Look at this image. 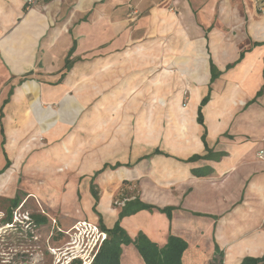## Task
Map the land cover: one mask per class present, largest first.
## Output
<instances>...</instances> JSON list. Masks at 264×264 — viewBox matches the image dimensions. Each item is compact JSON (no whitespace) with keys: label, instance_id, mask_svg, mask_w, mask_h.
Masks as SVG:
<instances>
[{"label":"crops","instance_id":"crops-1","mask_svg":"<svg viewBox=\"0 0 264 264\" xmlns=\"http://www.w3.org/2000/svg\"><path fill=\"white\" fill-rule=\"evenodd\" d=\"M260 2L264 10V0ZM161 41L163 50L167 45L168 51H189L195 57L193 62L177 58L174 66L202 67L196 78L190 74L194 86H188L187 104L145 109L141 114L147 115L146 124L135 117L142 110L133 107L127 112L136 124L128 133L115 129L112 137L106 128L98 134L84 128L81 143L72 134L65 147L54 149L61 170L55 167L53 174L72 179L62 209H73L74 193L81 192L83 183V202L90 206L86 215L106 229L135 197L154 206L124 217L121 226L131 238L142 232L158 247L169 236L183 239L187 250L182 264H208L216 250L223 252V264L263 258L264 158L259 153L264 152V95L256 94L264 82V14L254 0H39L28 7L26 0H0V194L10 183L3 171L5 145L19 146L27 130L39 123L28 99L65 101L69 84L81 72L82 79L110 77L115 82L121 75L136 74L135 53L150 51V44ZM240 44L243 58L226 71L238 60L240 53L232 61L227 58H234ZM210 61L221 72L211 82ZM49 82L54 85L47 86ZM208 93L202 108L206 148L197 113ZM76 145L82 150H75ZM156 149L161 154L143 158ZM207 150L211 159L186 162ZM117 163L122 166L95 176L104 165ZM92 183L99 190L97 203ZM157 208H172L170 217ZM120 264L143 262L128 245L122 247Z\"/></svg>","mask_w":264,"mask_h":264},{"label":"rangeland","instance_id":"rangeland-1","mask_svg":"<svg viewBox=\"0 0 264 264\" xmlns=\"http://www.w3.org/2000/svg\"><path fill=\"white\" fill-rule=\"evenodd\" d=\"M254 4L256 9L262 12L260 0H254ZM238 36L236 32L235 40ZM163 46L165 45L161 41L155 45L150 44V51H137L134 58H136L135 67L138 73L121 75L117 82L110 77H107L108 80L103 78V81L97 76H87L88 78L82 79L81 72L76 75V80L69 84V97L66 96L65 101L44 102L39 99L34 101L32 98L27 100L28 107L30 106L31 111L36 113L33 117L43 125L39 126L37 123L33 131L27 130V135L19 146L13 142L10 147L5 145L4 149L8 158L3 169L6 171L5 174L10 176V183L0 194V210L7 211L10 206L15 207L24 202L23 210L29 216L34 215L37 218H33L35 227L32 224L28 225L26 230L22 227L20 231L11 232L12 264H64L65 258H60V263H56L55 255L52 253L57 248L62 249L67 242V237L58 230L67 231L73 226L72 223L75 224L78 220L99 224V220H95L93 215L91 218L86 215L90 213V206L85 208L83 202V193H81L83 183L80 187L81 192L74 193L73 209L71 207L62 209L66 203L72 179L70 177L62 179L53 174L52 169L59 167L54 162V159L56 160L54 149L65 147L72 134L75 135L76 144L81 143L84 128L92 134H98L100 129L106 128L114 137L115 129L125 130L128 133L129 126L136 124L135 117L139 118L140 124H146L147 115L141 114L146 112L145 109L187 104L190 93L188 86L189 88L194 86V82L190 81L192 79L190 74H194L193 77L196 78L202 67L174 66L172 62L177 58L192 59L193 62L195 57L189 51L185 55L175 50L168 51L167 45L163 50ZM222 46L224 50H227L225 44ZM242 47V44L236 45L233 52L234 58L229 55L227 59L232 61L237 58ZM228 52L230 54L231 51ZM153 59L155 62H152ZM163 60H170V62L164 65ZM92 69L99 70L98 67ZM184 77L185 81L182 80ZM83 80L86 81L83 82ZM53 85L54 83H47V86ZM168 85L171 87L169 95L166 93ZM2 86L3 83H0V89ZM89 86H91V92H88ZM133 107L142 111L132 119V114L130 115L127 110ZM120 108L121 112L118 110ZM116 124H119L118 128ZM13 133L18 134V132ZM1 139L0 137V141ZM75 150H82V146L76 145ZM0 160L4 161L1 147ZM60 168L58 169L61 170ZM108 168L106 167L104 171ZM83 181L86 182L88 179ZM56 184L59 187H56ZM96 190L99 193L98 188ZM124 196L125 193L117 195L112 205L116 206V203L120 202ZM15 201H18L16 205ZM41 216L46 218L43 223L38 222ZM18 232L20 235L23 233V239H19Z\"/></svg>","mask_w":264,"mask_h":264},{"label":"trees","instance_id":"trees-1","mask_svg":"<svg viewBox=\"0 0 264 264\" xmlns=\"http://www.w3.org/2000/svg\"><path fill=\"white\" fill-rule=\"evenodd\" d=\"M264 44V42H263ZM72 50L68 53V57L72 54ZM243 53H240V56L237 61L233 64H229L225 67V70L228 71L229 69L233 68L238 62L241 61L243 58ZM71 65L69 64V60L65 61L64 69L69 70ZM210 73H211V81L217 78L221 72L216 68L214 63L210 61ZM263 80H264V68L262 71ZM210 90V89H209ZM264 95V82L262 88L257 92L256 97H260ZM209 93L201 100L200 105L198 107L197 113V121L200 125H203V114L202 108L207 104L209 101ZM206 131L204 127V132L202 135V141L207 148L206 142ZM208 153L205 156H198L194 155L186 160V162H195L200 159H211V152L207 150ZM161 154V152L156 149L151 154L144 156L143 158H149L153 155ZM223 153H220L218 156H222ZM142 158V159H143ZM121 164L117 163L113 166L104 165L101 170H99L95 175L104 171L106 167H109L112 170H115ZM5 171V169H3ZM201 173L200 170L196 171V173ZM91 194L97 203L99 201V195L96 190L95 184H91ZM18 201H15L14 204L16 205ZM96 205V204H95ZM155 207L143 202L139 199V197H135L132 200L125 202L124 206L121 208L118 214V220L114 224L111 229H106L101 222H99V226L102 230H104L107 234V239L102 245L101 249L99 250L98 254L96 255L93 264H120V258L122 254V247L133 245L136 251L138 252L139 256L142 259L143 264H182V257L187 250V243L176 236H169L167 243L163 247H158L154 242H152L144 233L138 232L134 238H131L125 229L121 226V220L124 217H128L134 215L140 211H151ZM160 212L165 213L168 217L171 215L172 208H165L159 209ZM32 218H37L36 216L32 215ZM45 218H40L38 220L39 223L45 222ZM208 264H223V252L216 250L214 257ZM240 264H264V257L263 258H252L246 257L244 258Z\"/></svg>","mask_w":264,"mask_h":264},{"label":"built area","instance_id":"built-area-1","mask_svg":"<svg viewBox=\"0 0 264 264\" xmlns=\"http://www.w3.org/2000/svg\"><path fill=\"white\" fill-rule=\"evenodd\" d=\"M39 0H26V5L33 6ZM259 1V0H257ZM264 14V10H262ZM264 158V152L259 153ZM24 202L9 210H0V264H12L11 259V232L20 231L28 225L35 227L33 218L23 210ZM22 230V229H21ZM67 237L64 247L57 248L52 253L55 255V262L60 263V258H65L64 264H93L96 255L107 239V234L97 222L87 220L77 221L67 231L58 230ZM25 233V232H24ZM19 239H23L18 232ZM25 236V235H24Z\"/></svg>","mask_w":264,"mask_h":264},{"label":"flooded vegetation","instance_id":"flooded-vegetation-1","mask_svg":"<svg viewBox=\"0 0 264 264\" xmlns=\"http://www.w3.org/2000/svg\"><path fill=\"white\" fill-rule=\"evenodd\" d=\"M14 207V206H13ZM16 207V206H15ZM11 208V206L8 208V210Z\"/></svg>","mask_w":264,"mask_h":264}]
</instances>
